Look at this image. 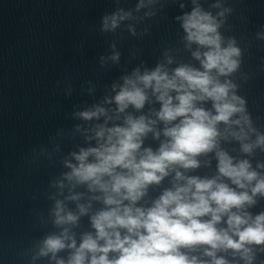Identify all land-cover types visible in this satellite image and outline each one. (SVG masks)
I'll return each instance as SVG.
<instances>
[{"label": "clouds", "instance_id": "1", "mask_svg": "<svg viewBox=\"0 0 264 264\" xmlns=\"http://www.w3.org/2000/svg\"><path fill=\"white\" fill-rule=\"evenodd\" d=\"M190 2L191 10L175 19L198 66L179 63L170 69L173 59L166 56L154 68L122 75V82L111 85L114 95L74 113L96 123L75 125L87 146L68 151L60 161L66 170L49 182L56 191L47 195L48 220L59 231L36 243L32 264L41 258L50 264H264V211H249L257 196L264 197V174L223 147L237 142L247 156L264 151V133L232 79L241 71L243 49L235 36L221 31L234 9L216 0L211 8L219 11L213 14L200 0ZM158 6L163 0H137L134 10L117 7L101 17V31L126 25L136 35L127 22L155 17ZM141 10L142 17L134 15ZM256 37L264 40V31ZM110 59L118 62L120 53ZM150 103L160 106L144 114ZM150 134L159 141L155 149L145 146ZM201 157L211 158L204 166L215 160L214 176L186 174L202 166ZM256 168L264 169V162ZM168 177L171 187L142 204L149 189ZM94 203L101 207L92 211ZM85 216L92 230L80 233L77 243L73 229ZM39 221L48 222L43 216ZM201 248V255L193 254ZM65 250L67 259L58 255ZM228 252L232 260L218 255Z\"/></svg>", "mask_w": 264, "mask_h": 264}]
</instances>
